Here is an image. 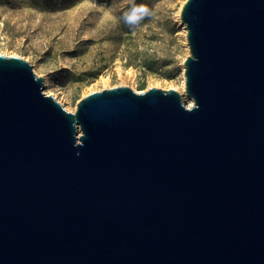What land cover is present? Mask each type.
I'll return each mask as SVG.
<instances>
[{"label": "water", "instance_id": "obj_1", "mask_svg": "<svg viewBox=\"0 0 264 264\" xmlns=\"http://www.w3.org/2000/svg\"><path fill=\"white\" fill-rule=\"evenodd\" d=\"M188 106L117 86L68 112L0 54V264H264V0H186Z\"/></svg>", "mask_w": 264, "mask_h": 264}, {"label": "rangeland", "instance_id": "obj_2", "mask_svg": "<svg viewBox=\"0 0 264 264\" xmlns=\"http://www.w3.org/2000/svg\"><path fill=\"white\" fill-rule=\"evenodd\" d=\"M186 0H0V54L20 57L68 112L117 86L183 91L189 55L180 14ZM149 15L129 28L124 13Z\"/></svg>", "mask_w": 264, "mask_h": 264}, {"label": "clouds", "instance_id": "obj_3", "mask_svg": "<svg viewBox=\"0 0 264 264\" xmlns=\"http://www.w3.org/2000/svg\"><path fill=\"white\" fill-rule=\"evenodd\" d=\"M149 15V9L144 4L133 5L130 10L124 13V22L129 28L139 24Z\"/></svg>", "mask_w": 264, "mask_h": 264}, {"label": "bare ground", "instance_id": "obj_4", "mask_svg": "<svg viewBox=\"0 0 264 264\" xmlns=\"http://www.w3.org/2000/svg\"><path fill=\"white\" fill-rule=\"evenodd\" d=\"M188 47V46H187ZM182 89H183V91L185 90V82L183 81V83H182ZM186 93V92H185ZM190 105H188V106H191L192 104H193V100L192 99H190Z\"/></svg>", "mask_w": 264, "mask_h": 264}]
</instances>
